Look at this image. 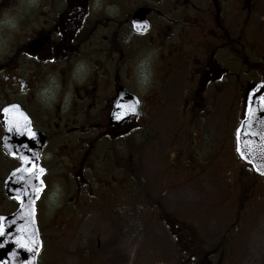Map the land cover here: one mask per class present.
Returning <instances> with one entry per match:
<instances>
[{
    "label": "flooded vegetation",
    "instance_id": "obj_1",
    "mask_svg": "<svg viewBox=\"0 0 264 264\" xmlns=\"http://www.w3.org/2000/svg\"><path fill=\"white\" fill-rule=\"evenodd\" d=\"M257 2L238 0L245 18L236 29L235 0H105V6L119 8L114 16L105 7L93 10L92 0H41L22 27L8 36V48L0 50V109L18 105L27 117V121L21 119L24 128L31 129L32 137H44L41 162L46 183L49 176L61 175L71 188L72 211L79 215L94 204L103 211L137 212L140 196L150 208L159 205L149 200L150 182L143 163L145 157H157L154 125L160 112L170 110V81L175 88L177 82L181 84L180 114L196 115L201 121L222 109L218 99L236 98L240 122L249 89L264 82V44L255 51L249 39ZM18 4L19 0H0V10ZM140 9L147 10L145 33L135 31L132 23ZM126 33L131 34L130 41L123 43ZM139 52L152 55L151 80L145 86L138 84ZM77 59H86L91 66L82 83L71 81ZM49 73H55L65 89L72 84L69 110H63L59 101L48 107L40 103L38 89ZM120 94L125 100L117 103ZM231 103L226 100V109ZM118 105V112L131 115L115 125L111 116ZM1 112L0 154L10 159L2 144ZM21 135L28 133L22 130ZM192 143L195 149L197 142ZM169 148L167 144L159 152L163 170L171 157ZM13 160L20 163L19 158ZM173 167L184 168L177 163ZM159 220L172 228L185 255L190 250L191 264L202 259L204 252L198 247L193 251L202 241L192 231L167 217Z\"/></svg>",
    "mask_w": 264,
    "mask_h": 264
},
{
    "label": "rangeland",
    "instance_id": "obj_2",
    "mask_svg": "<svg viewBox=\"0 0 264 264\" xmlns=\"http://www.w3.org/2000/svg\"><path fill=\"white\" fill-rule=\"evenodd\" d=\"M234 17L236 26L245 18L238 0ZM262 17L264 0H258L249 30L255 51L264 44ZM140 53L139 60L147 55ZM256 78H260L259 73ZM179 80L182 81L181 75ZM176 84L175 88L173 81L168 83L170 110L160 112L155 120L157 157H145L143 163L150 182L149 200L159 205L150 208L140 196L137 212H119L114 208L103 211L92 204L78 215L70 209V185L61 175L49 176L47 190L38 204L44 244L40 264H191L192 258H187L172 228L159 220L162 217L211 244L220 242L223 233L232 228L226 242L228 250L222 255L224 264H264V181H246L245 165L235 153L233 135L241 116L238 101L218 99L222 109L199 121L196 115L179 113L181 84ZM226 100L232 102L230 109H226ZM192 141L197 142L195 149ZM167 144L171 157L169 161L166 158L167 168L163 170L159 152ZM174 163L184 168L175 169ZM17 164L1 153L0 171L5 173H0V215L16 208V203L4 194L3 186L8 172ZM52 173H56L55 168ZM50 192L60 193L58 205L48 204ZM130 223H135V227ZM207 262L201 259L197 263Z\"/></svg>",
    "mask_w": 264,
    "mask_h": 264
},
{
    "label": "water",
    "instance_id": "obj_3",
    "mask_svg": "<svg viewBox=\"0 0 264 264\" xmlns=\"http://www.w3.org/2000/svg\"><path fill=\"white\" fill-rule=\"evenodd\" d=\"M146 15V9H140L134 14L133 25L134 22H146L141 31L134 27L135 31L147 32L149 25ZM261 96H264V83H258L249 89L244 116L235 131V150L240 160L251 166L255 175L264 178V101L260 99ZM121 100H125L122 94L118 95L117 103ZM119 109L116 106L115 111ZM2 114L6 127V134L2 139L3 147L10 157L20 158L21 164L11 170L4 180L5 194L17 203V207L13 212L0 216V264H39L43 245L37 221V204L46 189V170L41 165V151L45 139L29 134L22 137L24 125L21 124V118L11 113ZM130 115L117 111L112 114L111 121L118 125ZM24 157L37 168L43 169V172L30 175L25 171L29 164L23 163ZM20 177H24V180Z\"/></svg>",
    "mask_w": 264,
    "mask_h": 264
},
{
    "label": "clouds",
    "instance_id": "obj_4",
    "mask_svg": "<svg viewBox=\"0 0 264 264\" xmlns=\"http://www.w3.org/2000/svg\"><path fill=\"white\" fill-rule=\"evenodd\" d=\"M41 0H19L16 8L10 10H0V50L7 49L9 46L8 36L16 32L22 27V21L28 16L33 9L40 6ZM105 7L108 15L114 16L119 13V8L115 5L105 6V0H92V9L98 10ZM130 33L122 36V42L130 41ZM151 53L142 57L136 66L138 84L141 86L147 85L151 80ZM91 71V66L86 59H77L71 67V81L82 83L87 79ZM3 78V77H0ZM62 93V94H61ZM40 103L45 106H53L60 102L61 108L65 111L69 110L73 103V87L69 84L65 89L55 73H49L44 83L38 89ZM51 153L46 154V158H50ZM60 193L50 192L48 195V204L50 206L58 205Z\"/></svg>",
    "mask_w": 264,
    "mask_h": 264
},
{
    "label": "trees",
    "instance_id": "obj_5",
    "mask_svg": "<svg viewBox=\"0 0 264 264\" xmlns=\"http://www.w3.org/2000/svg\"><path fill=\"white\" fill-rule=\"evenodd\" d=\"M1 172L5 173V171H0V173ZM243 173L246 175L245 180L248 182H251L253 180H256V181L258 180V178L252 173L251 169L247 166H245V168L243 169ZM0 197H3V196L1 195ZM231 232H232V228H229L228 233L227 232L223 233L224 237L218 243L211 244V243H206V242H198V245L195 246L193 251H195L198 247L200 249L199 251L204 252L202 259H206L208 262H210V264H224L223 262L224 258L222 257V255H225L226 251L228 250L226 242L231 237V234H232ZM189 251L190 250L186 251V255H189ZM208 262L207 264H209Z\"/></svg>",
    "mask_w": 264,
    "mask_h": 264
},
{
    "label": "snow or ice",
    "instance_id": "obj_6",
    "mask_svg": "<svg viewBox=\"0 0 264 264\" xmlns=\"http://www.w3.org/2000/svg\"><path fill=\"white\" fill-rule=\"evenodd\" d=\"M144 24H146V22H144ZM144 24H141L139 22H134L133 26L136 28L137 31H141L144 27ZM260 99L262 101H264V96H261ZM117 107H118V109L120 108L119 105ZM0 111L4 112L5 114L11 113L13 115H18L21 119L27 121V117L24 116L22 112H19V106L18 105H13V106H11V108L0 109ZM131 111L134 112L135 108H132ZM120 118H122V117H120ZM18 130H20V129H18ZM23 130L26 131L29 135H34V133L31 132L30 128L25 127ZM22 160H23V163L29 164V168L25 169V171H28L30 175H36L37 172H41V173L43 172V169L37 168L35 165H33L31 163V161H29V159L27 157L22 158ZM20 179L24 180V177H20ZM17 199H20V198L17 197ZM0 219H2V218H0ZM22 246L25 248L28 247L27 245H22Z\"/></svg>",
    "mask_w": 264,
    "mask_h": 264
}]
</instances>
